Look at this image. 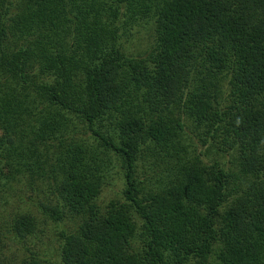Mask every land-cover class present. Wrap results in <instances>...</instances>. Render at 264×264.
Instances as JSON below:
<instances>
[{
    "label": "trees",
    "instance_id": "trees-1",
    "mask_svg": "<svg viewBox=\"0 0 264 264\" xmlns=\"http://www.w3.org/2000/svg\"><path fill=\"white\" fill-rule=\"evenodd\" d=\"M0 264H264V0H0Z\"/></svg>",
    "mask_w": 264,
    "mask_h": 264
},
{
    "label": "rangeland",
    "instance_id": "rangeland-1",
    "mask_svg": "<svg viewBox=\"0 0 264 264\" xmlns=\"http://www.w3.org/2000/svg\"><path fill=\"white\" fill-rule=\"evenodd\" d=\"M154 40V34L151 29V26L149 24H142L139 27H137L135 33L131 36V39L128 43V47L130 51L133 54H143L146 50H148ZM119 188H120V180L117 179V177H114L109 185L104 186L98 197L97 202L102 206L105 205L109 200L119 198ZM26 195V194H25ZM24 195V199L27 201L28 197ZM28 195V192H27ZM23 198V194L21 195ZM10 206L8 207L9 211L11 209L16 210L19 209H29L31 210V207H29L26 203H20L16 205L17 200L10 198ZM14 202V203H13ZM69 227L71 226L69 222H65ZM49 225V224H47ZM43 228V227H42ZM43 236H40L41 242H39L41 245H44L42 247H45L48 251H51L54 248L55 245V231L54 228L49 225L46 226L45 229L43 228ZM38 244L39 246H41Z\"/></svg>",
    "mask_w": 264,
    "mask_h": 264
}]
</instances>
